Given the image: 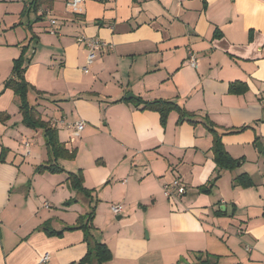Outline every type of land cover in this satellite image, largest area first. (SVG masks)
<instances>
[{
    "label": "crops",
    "instance_id": "0c3cea01",
    "mask_svg": "<svg viewBox=\"0 0 264 264\" xmlns=\"http://www.w3.org/2000/svg\"><path fill=\"white\" fill-rule=\"evenodd\" d=\"M81 35L111 44L88 72ZM23 53L29 103L42 119L53 113L44 120L77 150L73 169L60 159L64 171H37L49 158L44 131L24 123L5 87ZM237 81L244 93L231 92ZM135 97L171 100L191 116L173 110L163 124ZM80 120L86 129L74 137ZM210 121L235 168L217 166ZM79 170L96 189L92 201L67 181ZM263 170L264 0H85L81 13L67 0H0V264H78L89 249L83 230L38 228L75 225L93 206L94 235L113 252L104 264H196L200 251L221 264H264ZM243 173L252 185L239 184ZM175 178L187 193L168 198ZM113 204L123 205L119 214Z\"/></svg>",
    "mask_w": 264,
    "mask_h": 264
},
{
    "label": "trees",
    "instance_id": "16d2710c",
    "mask_svg": "<svg viewBox=\"0 0 264 264\" xmlns=\"http://www.w3.org/2000/svg\"><path fill=\"white\" fill-rule=\"evenodd\" d=\"M25 56L24 53L14 60L13 66V76L10 77L5 82V87L10 88L15 92L18 97V104L20 111L23 114L24 123L33 129H42L44 131L46 146L48 150L49 158L45 163L40 164L37 167L39 173L44 172H61L64 171L63 165L60 163V159L74 158L76 156L77 150L70 149L66 144L59 140L58 129L42 119L37 115L35 109L29 103L28 94L30 90V84L25 78ZM247 90V84L244 82H234L231 85V92L233 93H244ZM138 106L142 109H150L160 112L162 123L166 124L168 115L171 111L177 110L180 112L181 117H185L188 114L183 107H181L176 102L166 99H156V100H144L140 97H135L133 99ZM195 123V121H192ZM210 130L214 134V143L212 151L214 154V160L221 169H233L238 165V159L233 158L225 148L222 141V136L224 132H221L213 122H209ZM252 127L251 125H245L240 128L230 129L228 133L242 132L247 128ZM67 181L69 185L76 191L82 193L85 197L93 200V193L96 189H88L84 186V175L83 171L79 170L77 172H68ZM239 184L243 187L252 185V179L247 173L241 174L239 177ZM75 198L69 199L63 203L64 206L71 205ZM98 201V200H97ZM96 211V206L92 207V211L88 214L81 215L75 225H69L60 230H53L50 227L48 221L44 222L39 226V230L45 231L49 236H62L66 230L81 229L85 234V240L89 244V249L87 254L78 262V264H104L113 258V252L104 242L96 239L94 233L96 227L93 224L94 214ZM224 213V212H222ZM221 256L216 254H210L208 252H198L197 263L196 264H221ZM176 264H193L189 262H178Z\"/></svg>",
    "mask_w": 264,
    "mask_h": 264
},
{
    "label": "built area",
    "instance_id": "2783aa9c",
    "mask_svg": "<svg viewBox=\"0 0 264 264\" xmlns=\"http://www.w3.org/2000/svg\"><path fill=\"white\" fill-rule=\"evenodd\" d=\"M183 1L185 0H178V2H183ZM84 2L85 0H67V7L73 13H81L82 5L84 4ZM49 22H50L49 32L52 34H56L58 31L57 19L50 18ZM78 41L86 45V47L89 50L86 65L83 66L85 72L89 71V67L94 63V61L98 57L99 51H106L109 47H111V44L103 41L100 38H95V37L88 38L87 36L84 35L79 36ZM189 61L192 66L197 65V59L194 54L190 55ZM74 127L75 130L73 131V136L74 137L80 136V133L86 127V123L83 120H80L74 124ZM164 192L168 198H179L187 193V187L181 178H175L173 181L165 185ZM111 209L115 214H119L123 209V205L113 204L111 206ZM49 258H50V254L47 252L42 257L41 262L45 263L47 260H49Z\"/></svg>",
    "mask_w": 264,
    "mask_h": 264
},
{
    "label": "rangeland",
    "instance_id": "374dc122",
    "mask_svg": "<svg viewBox=\"0 0 264 264\" xmlns=\"http://www.w3.org/2000/svg\"><path fill=\"white\" fill-rule=\"evenodd\" d=\"M28 28V27H27ZM32 88H30V90H29V94H28V99H29V97L31 96V101H33V99H34V92H32ZM17 102H18V97H17ZM36 102V101H35ZM41 103H46V102H44V101H41ZM17 105H18V107H19V104L17 103ZM20 111V110H19ZM21 112V111H20ZM50 117H53V113L49 110V111H47L46 110V113H45V116H44V119H46V118H50ZM61 129H62V127H60ZM86 129V128H85ZM38 132H40L39 130H38ZM89 138V137H88ZM87 138V139H88ZM85 139V137L84 138H81V139H78L76 142H75V146H80L81 144H85V143H87L88 144V141H83ZM92 139V137H90V140ZM81 140L83 141V142H81ZM90 142H92V141H90ZM88 154H84V157L86 158V156H87ZM85 158H82V160H86ZM62 159V158H61ZM75 157L74 158H66V159H64L63 161H62V163L63 164H65V166H67L69 169H73L74 168V166H73V164H72V162H75ZM74 160V161H73ZM83 161V162H84ZM258 172V167L257 166H255V165H249V164H247V172H249V173H253V174H255V172ZM264 171V170H263ZM244 174V173H243ZM260 174H262V172L260 173ZM263 174H264V172H263ZM256 175H257V173H256ZM251 177V176H250ZM63 179V178H62ZM99 241H101L99 238H97Z\"/></svg>",
    "mask_w": 264,
    "mask_h": 264
},
{
    "label": "water",
    "instance_id": "95a60500",
    "mask_svg": "<svg viewBox=\"0 0 264 264\" xmlns=\"http://www.w3.org/2000/svg\"><path fill=\"white\" fill-rule=\"evenodd\" d=\"M132 96H133V94H131V93L127 95L128 98H130V97H132ZM257 146H258L259 150H262L263 147H262V145H261V142H258V143H257Z\"/></svg>",
    "mask_w": 264,
    "mask_h": 264
}]
</instances>
